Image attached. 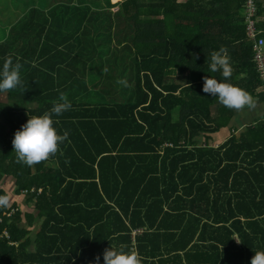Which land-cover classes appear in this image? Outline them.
Wrapping results in <instances>:
<instances>
[{
	"label": "trees",
	"instance_id": "1",
	"mask_svg": "<svg viewBox=\"0 0 264 264\" xmlns=\"http://www.w3.org/2000/svg\"><path fill=\"white\" fill-rule=\"evenodd\" d=\"M115 5L120 8L113 13ZM207 7L197 6V0L183 4L179 0H11L5 6L6 20L0 19V66L8 59L22 65L20 92L18 87L10 90L9 97L21 94L36 99L40 86L30 80L37 70L35 62H56L59 73L51 74L60 81L54 83L50 74L53 83L47 95L51 96L37 108L14 110L0 102V195L6 193L1 181L13 175L17 192L28 190V197H35L40 217L45 214L41 198L64 186L66 207L62 219L53 215L61 230L50 235L59 241L36 253H27L24 238L30 232L21 226L22 213L14 215L10 208L0 207V264H47L43 261L47 258H52L50 264H96L97 257L103 264L110 246L138 255L140 264H212L209 257L193 258L203 216L197 217L195 184L181 188L187 173L197 172L189 145L205 122L216 117L204 110L218 98L202 91L206 75L196 79V39L189 37L200 31ZM217 20H210L205 30L212 33ZM259 40L248 46L243 64L254 81L250 90L262 81L254 59ZM170 67L188 78L186 86L166 76ZM27 68L32 71L27 73ZM87 89L91 101L85 104L80 96ZM61 93L72 108L54 117L55 127L61 134L67 131L68 139L38 164L18 162L12 143L15 132L31 116L48 112L53 106L49 100ZM255 132L264 134V123ZM183 140L186 144H181ZM106 180L114 182L109 190ZM74 186L102 187L107 198L101 199L105 205L101 207L109 215L101 227L95 229L98 222L93 220L86 228L89 221L68 212L69 207H83V200L67 199ZM179 189L185 195L184 206L179 195L170 200ZM67 216L72 217L69 222ZM235 255L231 264H245L243 257L233 262Z\"/></svg>",
	"mask_w": 264,
	"mask_h": 264
},
{
	"label": "crops",
	"instance_id": "2",
	"mask_svg": "<svg viewBox=\"0 0 264 264\" xmlns=\"http://www.w3.org/2000/svg\"><path fill=\"white\" fill-rule=\"evenodd\" d=\"M186 1L179 0L182 4ZM257 1L259 8L256 17L258 34L254 39L248 38L247 35L245 0H197V6L208 7L205 15L200 19L202 22L200 31L189 34V37L196 39V79L206 75L223 80L220 72H209V63L212 52L225 48L230 56L232 66V76L229 82L246 90L254 101L253 106H245L243 109L236 110L223 106L218 102V99L213 100L207 107L208 110H204L210 111V115L216 117H212L213 119L208 122L199 119L205 122L206 127L196 132L194 143L189 145V151L194 152L193 154L196 156L194 161L197 162L195 164L197 172L195 175L192 172L187 173L182 180L181 188H191L192 184H195L194 195L198 200L197 217L203 216L201 231L195 237L194 244H196L197 252L193 258L197 260V258L209 257L212 264H231L235 253L233 262L241 260L243 257V262L248 264V258L252 252L264 251V134L255 132L259 128V124L264 123V95L261 94L264 92V85L261 81V86L259 84L257 89L250 90L254 81L250 78V69L243 65L248 46L252 47L258 39L264 40V0ZM223 12L225 13V23L221 29L223 21L219 18L223 17ZM214 18L218 20L211 33L205 30V25ZM2 20H6V17ZM73 24L74 22L71 24L72 27H74ZM241 50L245 52L241 54ZM33 65L37 67V70L34 76H30V80L35 79L37 85L40 86V93L37 94L36 99L23 102L20 99L10 98L9 92H5L0 94V96H5L0 99V102L10 101L11 108L14 110L26 107L28 110L34 109L38 107V103L48 102L51 95H47V91L53 82L57 84L60 81L51 74V72L59 73L57 64L48 61L44 64L35 62ZM30 71L32 68H27L26 72ZM44 71L46 74L43 73ZM50 74L55 78L53 82H51L53 77ZM166 76L174 78V82L181 86L188 84V78L179 77L178 69L175 67L168 68ZM168 82L172 83L170 80ZM18 88L20 92L21 86ZM89 93L90 90L87 89L80 96L85 104L91 101ZM20 97L25 96L20 94ZM58 98L59 94L54 100L51 98L49 101L54 103L58 101ZM29 103L30 106H26ZM12 104H15V107ZM206 111H199V113L204 116ZM178 117L177 109H175L174 119L177 120ZM181 144H186L185 140ZM91 157L92 154L89 155V158ZM56 162L60 164L59 161ZM116 165H119L117 160ZM190 174L194 175V181ZM112 185H114L112 180H106L108 190L110 186L112 188ZM13 188V185H10V191L9 189L5 191V196L9 200L7 207L14 212V215L22 213L20 216L21 226L25 231L30 232L28 235L25 234L24 238L26 244H29L27 253H36L38 248L53 246L59 240L55 241V237L53 238L50 232L56 229L61 230V227L54 223L53 215L62 219L63 207H66L62 202L66 196L65 186L56 193H46L41 198L40 203H44L45 211L42 217L39 216L38 209L34 207L33 199L35 197L29 198L28 196L31 194L17 192V189L14 191ZM177 195H179V202L185 197L183 191L179 189L170 200L176 199ZM76 198L84 201L81 202L83 207H69L68 212L74 213L73 216L77 219H82L84 222L89 221L85 222L86 228L93 220L98 222L95 229L101 227V222L107 220V215H109L107 210L101 207V205L105 207L101 199L107 198L102 187L99 186L96 190L91 187L74 186L69 191L67 199ZM30 199L32 201H29ZM87 202L90 204L87 205ZM98 203L100 204L96 206ZM170 204L171 201L165 205V208H169ZM181 205H186L184 200ZM71 218L67 216L68 222ZM93 232L94 229H90V234ZM237 249H243V252L238 254ZM50 259L52 258L43 261L50 264Z\"/></svg>",
	"mask_w": 264,
	"mask_h": 264
},
{
	"label": "clouds",
	"instance_id": "3",
	"mask_svg": "<svg viewBox=\"0 0 264 264\" xmlns=\"http://www.w3.org/2000/svg\"><path fill=\"white\" fill-rule=\"evenodd\" d=\"M21 68L20 63L14 64L11 59L6 60L0 66V94L22 85ZM209 72H220L223 80L206 76L202 89L205 94L217 97L218 102L228 109L240 110L245 106H253L252 96L246 90L229 82L232 76V66L227 49L221 48L211 53ZM121 83L126 82L121 81ZM71 108V101L61 93L58 101L53 103L48 112L39 116H31L15 132L12 143L18 162L33 166L58 151L59 145L68 139L69 133L67 131L62 134L58 132L54 117L61 116ZM8 204V197L0 195V207H7ZM96 264H99V257H97ZM103 264H140V258L134 253L110 246L103 254ZM251 264H264V251H255Z\"/></svg>",
	"mask_w": 264,
	"mask_h": 264
},
{
	"label": "built area",
	"instance_id": "4",
	"mask_svg": "<svg viewBox=\"0 0 264 264\" xmlns=\"http://www.w3.org/2000/svg\"><path fill=\"white\" fill-rule=\"evenodd\" d=\"M258 2L257 0H245L244 4V12H245V23L247 34L252 38H255L258 34L257 26H256V17L258 13ZM264 40L260 39L258 43L254 46L255 54L254 59L257 64V69L259 75L262 79L264 85V49H263ZM28 193V190L24 191ZM32 192L34 190L32 189ZM13 212V211H12ZM11 212V213H12ZM11 213L9 215H11ZM3 222L2 218H0V223ZM7 234V233H6Z\"/></svg>",
	"mask_w": 264,
	"mask_h": 264
},
{
	"label": "rangeland",
	"instance_id": "5",
	"mask_svg": "<svg viewBox=\"0 0 264 264\" xmlns=\"http://www.w3.org/2000/svg\"><path fill=\"white\" fill-rule=\"evenodd\" d=\"M10 1L11 0H0V18L4 19L6 17L5 14V6H7L8 4H10ZM18 1V0H17ZM114 2H119V0H113ZM112 1V2H113ZM124 1V0H123ZM120 6L119 5H115L113 6V8L111 9L113 13H116L117 10H119ZM5 96H0V99L3 98ZM14 99H20L21 101L23 102H28L29 101V98L27 97H19V98H15V97H12ZM31 103V102H30ZM30 103L27 104L26 106H30ZM22 105V104H21ZM3 106H11V102L10 101H5L2 103V107ZM13 107H15V104H12ZM0 121H2V118L0 117ZM2 183V187L4 188V190L6 191L7 189H9L10 191V185H13V190L15 191L16 188H15V178L13 177V175H9V176H5L4 179L1 181ZM8 191V190H7Z\"/></svg>",
	"mask_w": 264,
	"mask_h": 264
},
{
	"label": "bare ground",
	"instance_id": "6",
	"mask_svg": "<svg viewBox=\"0 0 264 264\" xmlns=\"http://www.w3.org/2000/svg\"><path fill=\"white\" fill-rule=\"evenodd\" d=\"M258 2V1H257Z\"/></svg>",
	"mask_w": 264,
	"mask_h": 264
}]
</instances>
